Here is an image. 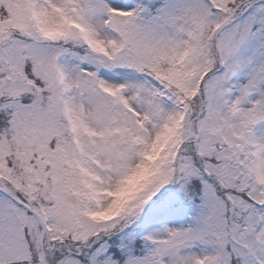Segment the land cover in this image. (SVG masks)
Returning <instances> with one entry per match:
<instances>
[{
  "label": "snow or ice",
  "instance_id": "6c2138e0",
  "mask_svg": "<svg viewBox=\"0 0 264 264\" xmlns=\"http://www.w3.org/2000/svg\"><path fill=\"white\" fill-rule=\"evenodd\" d=\"M0 264H264V0H0Z\"/></svg>",
  "mask_w": 264,
  "mask_h": 264
}]
</instances>
